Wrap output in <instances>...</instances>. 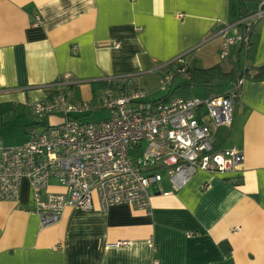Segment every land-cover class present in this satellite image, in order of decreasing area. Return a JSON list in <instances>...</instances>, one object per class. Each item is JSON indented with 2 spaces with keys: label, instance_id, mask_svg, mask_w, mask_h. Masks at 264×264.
<instances>
[{
  "label": "crops",
  "instance_id": "0c3cea01",
  "mask_svg": "<svg viewBox=\"0 0 264 264\" xmlns=\"http://www.w3.org/2000/svg\"><path fill=\"white\" fill-rule=\"evenodd\" d=\"M260 2L0 0V148L25 143L31 125L41 133L62 122L61 115L35 117L26 106L48 98L45 86L58 79L77 81L68 95L91 104L102 77L137 74L142 86L181 55L188 68L264 67V17L247 54L234 45L221 59V39L213 36ZM212 140L216 149L242 152V170L198 171L176 190L163 179L151 187L147 210H102L94 200L91 211L65 209L58 223L41 227L24 179L17 202L0 200V264H264V78L244 79L231 127L214 130ZM47 190L64 192L54 178ZM120 241L128 245L115 246Z\"/></svg>",
  "mask_w": 264,
  "mask_h": 264
},
{
  "label": "built area",
  "instance_id": "2783aa9c",
  "mask_svg": "<svg viewBox=\"0 0 264 264\" xmlns=\"http://www.w3.org/2000/svg\"><path fill=\"white\" fill-rule=\"evenodd\" d=\"M262 17L264 2L253 13L214 33L221 39V59L228 57L234 45L248 53L250 34ZM39 22L36 16L35 24ZM231 28L234 32L228 35ZM183 58L174 60L182 66L174 75L185 71ZM138 76L102 77V87L91 104L68 95L77 81L62 78L46 85L50 96L29 102L27 109L35 117L61 115L63 120L45 125L41 133L31 125L26 129L25 143L0 148V200L17 202L26 179L33 213L41 227H48L60 221L65 209L91 211L94 200L102 210L122 204L147 210L150 189L163 180L162 173L176 190L198 171L234 175L242 170V152L216 149L212 132L231 127L233 104L244 78L220 94L149 102ZM97 110L107 111L108 117L96 122L73 118ZM51 178L57 180L63 193L47 190ZM237 178L230 182L237 185ZM126 245L127 241L115 244Z\"/></svg>",
  "mask_w": 264,
  "mask_h": 264
},
{
  "label": "rangeland",
  "instance_id": "374dc122",
  "mask_svg": "<svg viewBox=\"0 0 264 264\" xmlns=\"http://www.w3.org/2000/svg\"><path fill=\"white\" fill-rule=\"evenodd\" d=\"M176 65L172 64L169 68H160L158 71L151 73L147 76H145L144 81H142V87L144 88V92L146 94L145 100L149 102H153L155 100L160 99L161 97L168 96L172 93V91L175 89V87L178 85L179 82L184 80L185 75L184 74H176L174 75V78H168L171 77L172 74L175 72L174 69ZM226 70H228L229 65H226L224 67ZM169 69L174 70L173 73L167 72ZM227 88V85L223 82H216L211 84L208 87H192L190 89V95L197 97V98H203L205 96L211 95V94H220ZM108 112L105 110H97L93 113H89L86 115H82L80 118L81 122H96L98 120H103L107 118ZM163 174V182L167 183V179L165 176V173Z\"/></svg>",
  "mask_w": 264,
  "mask_h": 264
},
{
  "label": "trees",
  "instance_id": "16d2710c",
  "mask_svg": "<svg viewBox=\"0 0 264 264\" xmlns=\"http://www.w3.org/2000/svg\"><path fill=\"white\" fill-rule=\"evenodd\" d=\"M247 15L249 14H242L238 19L246 17ZM249 48H251V45H249ZM175 65L178 69L182 67L178 64ZM181 74L185 75L184 80L178 83V85L175 87L171 94H169L168 96L161 97L158 100H166L171 97L188 98L190 97V89L196 86L208 87L216 82H235L239 78L262 79L264 78V67H258L254 69H243L242 71H237L236 69L225 71L218 64L206 69L186 67L185 71ZM74 97H78L77 93H74Z\"/></svg>",
  "mask_w": 264,
  "mask_h": 264
}]
</instances>
